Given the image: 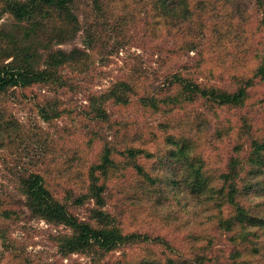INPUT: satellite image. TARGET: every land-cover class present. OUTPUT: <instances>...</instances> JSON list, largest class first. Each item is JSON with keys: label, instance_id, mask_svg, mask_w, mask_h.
<instances>
[{"label": "trees", "instance_id": "trees-1", "mask_svg": "<svg viewBox=\"0 0 264 264\" xmlns=\"http://www.w3.org/2000/svg\"><path fill=\"white\" fill-rule=\"evenodd\" d=\"M122 1L94 4L108 22ZM142 1L151 10V28L173 31L180 42L174 51H196V63L163 73L156 85L132 75L104 91L89 92L78 113L90 126L107 125L111 138L94 132L89 144L95 138L103 145L92 161L80 152L62 158L58 172L75 185L64 195L49 186L47 176L54 168L41 172L43 161H37L39 168L18 180L26 206L33 217L64 227L66 232L54 237L63 258L94 259L123 250L109 264H264V50L255 55L257 64L241 70L228 58L231 45L242 38L247 44L261 35L264 46V0ZM75 5L76 0H0V18L8 13L14 19L0 26V108L16 92L26 95L39 86L52 91L38 102L44 122L72 115L60 93L80 89L74 78L94 70L99 45L96 33L87 29L86 47L56 48L83 30ZM254 9L261 15L257 21ZM119 20L113 27L125 38L135 19L125 13ZM208 30L212 36L202 47ZM129 104L142 119L114 117L111 107ZM155 115L162 116L159 125H147L145 117ZM23 129L0 109V148L10 146ZM52 165L58 167V160L52 158ZM114 184L126 202L145 212L158 213L173 201L182 206L179 212L194 200L209 205L210 224L198 229L183 222L177 229H187L185 237L130 230L107 208ZM74 206H86V217H79ZM161 214L176 216L171 208ZM3 236L11 261L22 257V249L7 233ZM33 261L28 258L29 264Z\"/></svg>", "mask_w": 264, "mask_h": 264}, {"label": "rangeland", "instance_id": "rangeland-1", "mask_svg": "<svg viewBox=\"0 0 264 264\" xmlns=\"http://www.w3.org/2000/svg\"><path fill=\"white\" fill-rule=\"evenodd\" d=\"M145 4L142 0H126V2L123 0L114 8L112 19L104 22L94 0H76V13L80 16L83 30L72 40L55 45L56 48L71 50L75 46L86 47L87 29L96 33L99 45L94 54L96 60L94 70L74 78V81L81 85L80 89L77 91L67 89L60 93L65 105L73 110L71 116L65 115L52 124L42 120L38 113V102L52 96V91H49L48 87H34L33 90H28L26 95L16 92L14 97L5 100L1 106L0 109L4 111L6 117L18 119L25 129L10 146L0 148V264H29L28 258H33V264H73L77 261L86 264H109L122 255L123 250L100 258L96 256L94 259L98 263L92 257L80 254L63 258L54 237L66 232L64 227L32 216L26 206V198L18 188V180L27 170H37L39 168L37 161L41 160L43 161L41 172L44 170L49 172V169L54 168V171L47 176L49 186L55 193L64 195L75 185L58 172L59 168H62V158L69 152L71 154L80 152L92 161L95 153L99 152L103 145L100 139L95 138L89 144L94 132L98 131L101 138L109 139L113 133L107 125L90 126L84 122L83 115L78 112L82 109V104L86 103L87 94L91 91H104L113 82L132 75L141 76L137 80L142 84L148 80L150 82H147L148 85H156L160 83L163 73L176 70L184 63L192 65L196 63L198 57L196 51H182V53L174 51V49L179 50L180 42L173 36V31H166L162 27L151 28L148 24L151 10ZM125 13L132 14L135 21L128 23L127 36L124 38L118 35V29L115 30L113 25L116 22L120 24L119 17ZM253 16L256 21L261 17L255 9ZM13 21V17L5 13L0 18V26H9ZM223 22L227 21L223 20ZM211 36L208 30L202 47ZM262 40L261 35H256L247 44L242 43L243 38L241 41H236V45H231L234 51L228 58H234L240 70L244 68V64L250 66L257 64L259 61L254 58L264 50V46L261 45ZM214 57L217 59L218 55ZM200 108L204 110L203 107ZM111 112L117 119L143 117L141 111L131 104L111 107ZM250 112L256 115L255 111ZM218 113L225 116L224 111L219 110ZM205 114L212 116L207 110ZM145 118L149 123L147 125L154 126L159 125L162 120L160 115ZM222 156H226L225 160L229 158L226 150L222 151ZM52 158L58 160V167L52 165ZM107 208L117 214V218L130 230L134 228L168 237H177L179 234L185 237L188 234L187 229H177L178 225L185 221L201 229L209 226L212 217L209 214L211 213L209 205L194 200L180 212L177 208L182 206H178V203L173 201L169 208L175 210L176 216H168L164 219L161 213L169 211L168 207L158 213L147 209L146 212L142 211L137 205L126 202L115 184L110 186L107 192ZM73 211L81 218L86 217V206H74ZM178 219L180 221L177 222ZM4 233H7L22 249L23 255L22 257L21 253L18 255L16 258L18 261H11V255L4 245ZM178 244L181 248V244Z\"/></svg>", "mask_w": 264, "mask_h": 264}]
</instances>
